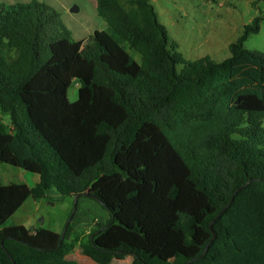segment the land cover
<instances>
[{"label":"trees","instance_id":"obj_1","mask_svg":"<svg viewBox=\"0 0 264 264\" xmlns=\"http://www.w3.org/2000/svg\"><path fill=\"white\" fill-rule=\"evenodd\" d=\"M95 9L106 29L85 42L44 2H0V162L38 175L0 184V264H85L75 246L96 264H264V52L244 47L259 18L228 57L188 61L151 0ZM52 188L108 220L60 243L6 225Z\"/></svg>","mask_w":264,"mask_h":264},{"label":"rangeland","instance_id":"obj_2","mask_svg":"<svg viewBox=\"0 0 264 264\" xmlns=\"http://www.w3.org/2000/svg\"><path fill=\"white\" fill-rule=\"evenodd\" d=\"M30 0H0L6 4ZM54 8L74 40L87 42L93 31L106 29L104 21L95 12V0H38ZM126 0H121L125 3ZM157 19L166 29L170 40L184 60L194 61L209 56L221 61L230 55L229 44L241 34L254 17L259 18V31L251 33L244 42L249 50L264 52V0H151ZM76 10L71 11V9ZM182 67L176 66L177 70ZM78 82L72 79L67 90L68 100L77 99ZM0 121L8 124L7 116L0 113ZM264 126V119L262 121ZM38 175L17 166L0 162V184L22 183L33 186ZM75 206V207H74ZM71 218V219H70ZM109 212L96 200L81 196H61L50 189L46 196L34 200L29 197L6 220V225L22 224L26 228L43 227L61 233L67 222L71 235L83 238L106 223ZM67 225V226H68ZM71 236L68 237V240ZM68 258L85 264H96L84 256L77 246ZM130 256L114 259L109 264H129Z\"/></svg>","mask_w":264,"mask_h":264},{"label":"water","instance_id":"obj_3","mask_svg":"<svg viewBox=\"0 0 264 264\" xmlns=\"http://www.w3.org/2000/svg\"><path fill=\"white\" fill-rule=\"evenodd\" d=\"M73 10H76V8H72L71 9V11H73ZM85 195H87V194H85ZM78 195H76L75 197H74V200H75V202H77V200H78ZM75 207V206H74ZM226 207V206H225ZM223 209H225V208H223ZM219 215V214H218ZM217 215V216H218ZM216 216V217H217ZM71 219V218H70ZM70 219H69V221H70ZM69 221L67 222V224H66V226H65V228H64V230L61 232V236H60V240H59V243L62 241V239H63V236H64V232H65V230H66V228H67V225H68V223H69ZM211 224V223H210ZM210 227V226H209ZM32 229V228H31ZM214 238V234H212V239Z\"/></svg>","mask_w":264,"mask_h":264},{"label":"crops","instance_id":"obj_4","mask_svg":"<svg viewBox=\"0 0 264 264\" xmlns=\"http://www.w3.org/2000/svg\"><path fill=\"white\" fill-rule=\"evenodd\" d=\"M96 1V0H95ZM96 5V2H95V4H94V6ZM95 12H96V9H95ZM97 14V13H96ZM98 15V14H97ZM96 30H98V29H96ZM101 30H103V29H101ZM95 31V30H94ZM93 31V32H94ZM79 40H82V39H79Z\"/></svg>","mask_w":264,"mask_h":264}]
</instances>
